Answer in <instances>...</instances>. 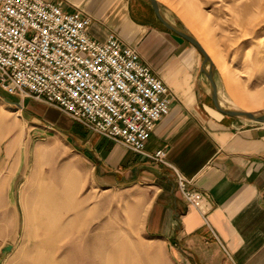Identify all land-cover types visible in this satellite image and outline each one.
Returning <instances> with one entry per match:
<instances>
[{
  "label": "crops",
  "instance_id": "0c3cea01",
  "mask_svg": "<svg viewBox=\"0 0 264 264\" xmlns=\"http://www.w3.org/2000/svg\"><path fill=\"white\" fill-rule=\"evenodd\" d=\"M58 1L65 11L90 17L92 39L103 41L113 32L136 47L140 62L174 94L168 114L145 143L149 154L161 149L163 161L93 133L33 98L12 94L14 103H8L16 104L32 130L53 134L61 129L72 136L96 187L140 195L142 233L163 244L169 264H264V123L216 107L208 61L158 19L149 0ZM159 10L164 17L160 5ZM165 20L177 26L178 18ZM212 78L219 101L214 67ZM21 168L10 165L0 146L1 248L15 225L12 178H20L26 171ZM177 174L194 196L192 202L178 186Z\"/></svg>",
  "mask_w": 264,
  "mask_h": 264
},
{
  "label": "rangeland",
  "instance_id": "374dc122",
  "mask_svg": "<svg viewBox=\"0 0 264 264\" xmlns=\"http://www.w3.org/2000/svg\"><path fill=\"white\" fill-rule=\"evenodd\" d=\"M157 2L211 57L222 104L263 111L264 0ZM12 99L0 88V146L26 171L12 178L15 225L1 240L12 249L0 264H169L142 233L144 199L96 187L73 137L32 130Z\"/></svg>",
  "mask_w": 264,
  "mask_h": 264
},
{
  "label": "built area",
  "instance_id": "2783aa9c",
  "mask_svg": "<svg viewBox=\"0 0 264 264\" xmlns=\"http://www.w3.org/2000/svg\"><path fill=\"white\" fill-rule=\"evenodd\" d=\"M90 17L58 0H0V88L54 106L93 133L145 151L174 94L113 32L88 35ZM184 197V179L177 174Z\"/></svg>",
  "mask_w": 264,
  "mask_h": 264
},
{
  "label": "water",
  "instance_id": "95a60500",
  "mask_svg": "<svg viewBox=\"0 0 264 264\" xmlns=\"http://www.w3.org/2000/svg\"><path fill=\"white\" fill-rule=\"evenodd\" d=\"M151 3V6L156 14V16L158 17V19L164 24L166 25L169 29L173 30L174 32H176L178 35L182 36L183 38H185L187 41H189L192 45H194L198 51L203 55L204 57V61H208L209 63V70L206 72L208 79L211 82V86H212V99L216 105V107L222 111L225 114L228 115H233V116H246L248 118L254 119L255 121L258 122H264V113L258 114L256 115V113L254 112H249V111H240V110H234V109H224L220 106L218 98L216 96V85L214 83V80L212 78V61L210 60L209 56L207 55L206 51L204 50V48L202 47V45L198 42V40L193 37L192 35L179 30L177 27H175L174 25L170 24L168 21L165 20V18L161 15L160 10H159V5L157 0H149ZM12 249V245L11 244H6L1 248L0 251V263L2 262L3 256L11 251Z\"/></svg>",
  "mask_w": 264,
  "mask_h": 264
},
{
  "label": "bare ground",
  "instance_id": "6f19581e",
  "mask_svg": "<svg viewBox=\"0 0 264 264\" xmlns=\"http://www.w3.org/2000/svg\"><path fill=\"white\" fill-rule=\"evenodd\" d=\"M199 42V41H198ZM200 43V42H199ZM203 47V46H202ZM204 48V47H203ZM205 50V49H204ZM206 51V50H205ZM207 53V52H206ZM207 55L209 56V54L207 53ZM209 58H210V60L212 61V59H211V57L209 56ZM206 67V66H205ZM219 104H220V106L222 107V108H224V109H234V110H237L236 108H232V107H230V106H227V107H225L223 104H222V101H221V99H219ZM250 112V111H249ZM252 112H254V113H256V115H258V114H261V112H263L264 113V110L263 111H252ZM243 118H245V119H249V120H252V121H255L254 119H251V118H248V117H246V116H242ZM264 123V122H263Z\"/></svg>",
  "mask_w": 264,
  "mask_h": 264
}]
</instances>
